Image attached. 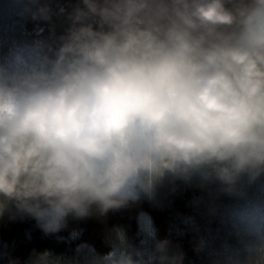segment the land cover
<instances>
[{
    "label": "clouds",
    "instance_id": "9594fccd",
    "mask_svg": "<svg viewBox=\"0 0 264 264\" xmlns=\"http://www.w3.org/2000/svg\"><path fill=\"white\" fill-rule=\"evenodd\" d=\"M68 19L54 56L38 43L0 63V197L53 233L165 174L210 170L229 194L264 175V0H79ZM241 221L259 237L264 211ZM169 249L151 259L183 264ZM252 254L264 264V241Z\"/></svg>",
    "mask_w": 264,
    "mask_h": 264
},
{
    "label": "trees",
    "instance_id": "16d2710c",
    "mask_svg": "<svg viewBox=\"0 0 264 264\" xmlns=\"http://www.w3.org/2000/svg\"><path fill=\"white\" fill-rule=\"evenodd\" d=\"M78 3L0 0V63L10 50L38 43L54 56ZM42 6L51 9V21L33 19ZM141 197L107 212L92 205L87 216L71 213L53 233L0 197V264H104L117 252L132 254L137 264H158L151 256L163 240L170 241L169 255L183 253V264H255L252 249L264 241V229L258 237L241 213L254 205L264 211V175L254 182L242 176L229 194L210 170L170 173L151 197Z\"/></svg>",
    "mask_w": 264,
    "mask_h": 264
},
{
    "label": "rangeland",
    "instance_id": "374dc122",
    "mask_svg": "<svg viewBox=\"0 0 264 264\" xmlns=\"http://www.w3.org/2000/svg\"><path fill=\"white\" fill-rule=\"evenodd\" d=\"M169 174H170V173H169ZM167 175H168V174H165V176H164L161 180H159V181L156 183L155 187L153 188V190H152L150 193H144L143 191L137 190V191H138V197H141V196H143V198H149V197H151L152 192L154 191V189H155L156 187H159V185H161V183H163V181H164V179L166 178ZM141 198H142V197H141Z\"/></svg>",
    "mask_w": 264,
    "mask_h": 264
}]
</instances>
